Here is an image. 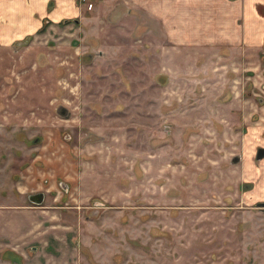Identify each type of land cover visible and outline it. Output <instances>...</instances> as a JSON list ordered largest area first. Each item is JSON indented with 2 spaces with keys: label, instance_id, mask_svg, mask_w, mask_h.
<instances>
[{
  "label": "rangeland",
  "instance_id": "1",
  "mask_svg": "<svg viewBox=\"0 0 264 264\" xmlns=\"http://www.w3.org/2000/svg\"><path fill=\"white\" fill-rule=\"evenodd\" d=\"M174 1L0 0V264H264V45L243 0ZM173 8L197 83L154 56ZM220 10L239 34L205 30ZM217 45L238 54L208 67ZM32 164L53 188L22 189Z\"/></svg>",
  "mask_w": 264,
  "mask_h": 264
},
{
  "label": "crops",
  "instance_id": "2",
  "mask_svg": "<svg viewBox=\"0 0 264 264\" xmlns=\"http://www.w3.org/2000/svg\"><path fill=\"white\" fill-rule=\"evenodd\" d=\"M235 1H239V0H235ZM60 3L67 4L68 2H67V0H57L56 4L58 5ZM243 3L246 4L244 13L250 15L249 21L252 22L251 24H253V28L255 30H257V32H258V36L254 37L255 41L253 42V45L256 49H261L262 46L264 45V36L262 35V29H261V27H262L261 23H262V21L264 22V9L260 5V3H262V1L261 0H243ZM180 4L181 3H179V2L177 3L176 1L173 0V7H176L177 5H180ZM227 5L230 6V3L227 2ZM188 7H189V5H188ZM246 10H247V12H246ZM58 11L59 10L57 8L55 9L54 12L50 11V13H49L50 18L53 17V16H51V14L54 15ZM206 11H207V9H206ZM161 13H164V11L158 9L157 14H161ZM207 13H209V11ZM218 13H219V18L222 20H220L218 22H212V21L209 22L208 25L204 27L205 30L211 31L212 28L214 27L215 29H217V33L222 32V31H226L229 29H231L233 35H237L241 32L240 28L243 27V25L240 26L239 25L240 23L232 22L230 19L228 20V12H227L226 17H225V14H226L225 11L223 12L220 10ZM166 15H167L166 19L164 16L163 20H161L159 16H158V18L160 20L157 18L160 21V24H162L164 26V31L167 32V37H159L158 38L157 46H160V47L162 46L161 49H168V50H165V53H164V51H159L160 49L158 50V48H157L156 49V55H154L155 59L157 58L158 63H159V61L165 63L164 64L165 68H168L169 70L173 71L174 72L173 76L175 78L181 77L187 81H190L192 79H196L195 83H197L198 71H195V68L193 67L194 71H192L191 74H187L185 72V69H184V67L186 68L187 66H189V61L191 59H193V56H194V55L193 56H187L186 53L188 52L191 55V52H194L195 46L191 45V43L183 44V45L178 44V41L176 39L179 40L180 34H182L181 30H185L183 35H187L191 39H192V37H195V36H196V38H199L198 37L199 31L196 33V32H194V30H196L197 28L200 29L201 27L199 24H196L195 21H191L190 19H189V22H187V23L180 21V19H179L180 18V10H177L176 8H173L172 12H167ZM186 18H188V17H186ZM223 18H225V19L223 20ZM41 19H42V17H40V21H41ZM52 20L55 21V19H52ZM35 21H38V19H36L35 17H32V24H34ZM27 25H31V24H27ZM114 26H116V25H114ZM158 27L161 28L160 26H158ZM158 27H157V29H158ZM238 27H240V28H238ZM143 28H141V31ZM116 29L121 30L122 27H116ZM217 33H216V36L220 38V35ZM125 36H127V34L125 35V33H121L120 35L115 36L114 39H116V41L118 43L116 41L115 42L117 44H119L120 38L125 37ZM145 37H148L149 41H150V34H149L148 26L145 28L144 33L140 32L139 35H136L135 39L134 38L132 39L130 45L127 44L126 46H138V47H141L142 49H146V47L149 46L148 45L149 42L147 40H146V42H144L143 38H145ZM235 42L237 44V41H235ZM236 44L233 46H236ZM123 45H125V43ZM214 45L215 44L212 43V46H214ZM183 47L185 48V50L181 51L180 48H183ZM217 47L218 48L216 49V51L214 50V52L216 53L215 55H217V60L215 61V60H213V58H211V60H209V62H208V67H212L210 65V62H212L214 65H215V63L219 64V62L222 63L223 59L227 60L228 55H237L238 54L237 51H230L231 49H227V47H226V49L222 48L221 46H218V45H217ZM247 47L248 46H246L244 43H241L240 48H238L236 50H239L240 55H245V54H247L246 53ZM201 52H203L202 55H205L204 51H201ZM175 54L178 55L177 59L175 58ZM181 54H182V56H181ZM147 55L150 56L149 53ZM138 57L139 56H131L130 58L138 60L139 59ZM190 57H192V58H190ZM166 59L167 60L169 59L170 62L165 61ZM238 61H242V63H244V58H242L240 56L238 58ZM196 64H198V61L196 62ZM196 64H195V67H196ZM159 65H160V63H159ZM214 67L215 66H213V68ZM226 67H228V66L226 65ZM208 75L210 77H213L212 79L209 80L208 86L216 88L217 85H213V84L219 82V80L215 77L216 74L215 73L213 74L212 72H210V74H208ZM158 81L163 83V81H165V80H161V81L158 80ZM190 88H191L190 92L193 94H196L197 92L200 91V89H198L196 85L193 87H190ZM203 90L205 91L207 89L204 87L203 89H201V91H203ZM126 92H128V90ZM176 108H177V104L175 102H173L172 104H170V106L166 107L165 109H159L158 113H160V110H161L163 112V113H161L162 116H167L164 114H167V113L175 110ZM190 111H193V110H190ZM185 114L186 115L183 114L184 116L181 115L177 118V119L183 120L181 122L177 120V124L178 123L184 124V125L189 124L188 120L191 118L192 112H191V115H187V113H185ZM114 140L117 141V139H114ZM125 141H127V140H125ZM88 148H90V147L88 146ZM158 158H159V156H158ZM38 164L40 165V163H38ZM31 168H34L33 164H32V166H29L28 171L24 174V178L26 177V179L25 180L22 179V181H20V186L22 185V187H23L22 189L24 191H30V192L32 191V177L35 181L34 184L38 183L40 188H43L42 182H46L47 180L42 179L41 176H45V174H51V178L48 179L50 184L48 187H46L47 190L50 187L53 188V184L51 183L52 172H51V169L49 167L42 165L41 167H38L37 170L34 169V171H32ZM92 177H94V173L92 174ZM47 190H44V191H47Z\"/></svg>",
  "mask_w": 264,
  "mask_h": 264
},
{
  "label": "water",
  "instance_id": "3",
  "mask_svg": "<svg viewBox=\"0 0 264 264\" xmlns=\"http://www.w3.org/2000/svg\"><path fill=\"white\" fill-rule=\"evenodd\" d=\"M264 157V149H259L256 154V160H260ZM29 201L34 204H41L43 201V194L37 193L29 196Z\"/></svg>",
  "mask_w": 264,
  "mask_h": 264
},
{
  "label": "flooded vegetation",
  "instance_id": "4",
  "mask_svg": "<svg viewBox=\"0 0 264 264\" xmlns=\"http://www.w3.org/2000/svg\"><path fill=\"white\" fill-rule=\"evenodd\" d=\"M261 149V148H260ZM259 150V149H258ZM257 150V151H258ZM257 154V153H256ZM256 158V157H255ZM264 158V157H263ZM262 158V159H263ZM262 159H260V160H262ZM260 160H257V161H260ZM64 185V184H63ZM38 193H41V194H43V201H44V198H45V194L44 193H42V192H38ZM34 194H37V193H34ZM34 194H32V195H34ZM28 199H29V196H28ZM43 201H42V203H43ZM30 202V201H29ZM31 203V202H30ZM42 203L41 204H39V205H37V204H34V203H32L34 206H36V207H40L41 205H42ZM264 207V206H263Z\"/></svg>",
  "mask_w": 264,
  "mask_h": 264
},
{
  "label": "built area",
  "instance_id": "5",
  "mask_svg": "<svg viewBox=\"0 0 264 264\" xmlns=\"http://www.w3.org/2000/svg\"><path fill=\"white\" fill-rule=\"evenodd\" d=\"M89 8H92V4H89Z\"/></svg>",
  "mask_w": 264,
  "mask_h": 264
}]
</instances>
